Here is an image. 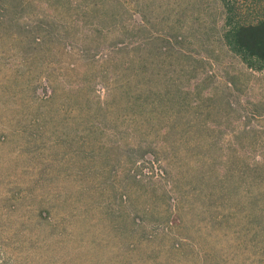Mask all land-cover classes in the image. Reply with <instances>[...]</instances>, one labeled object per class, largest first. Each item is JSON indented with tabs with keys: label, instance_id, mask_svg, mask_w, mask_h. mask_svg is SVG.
Masks as SVG:
<instances>
[{
	"label": "rangeland",
	"instance_id": "374dc122",
	"mask_svg": "<svg viewBox=\"0 0 264 264\" xmlns=\"http://www.w3.org/2000/svg\"><path fill=\"white\" fill-rule=\"evenodd\" d=\"M2 13L0 264H264V69L221 0Z\"/></svg>",
	"mask_w": 264,
	"mask_h": 264
},
{
	"label": "trees",
	"instance_id": "16d2710c",
	"mask_svg": "<svg viewBox=\"0 0 264 264\" xmlns=\"http://www.w3.org/2000/svg\"><path fill=\"white\" fill-rule=\"evenodd\" d=\"M224 10L220 41L245 66L255 71L264 69V19L247 21L237 11L235 0H221ZM13 7L12 5H9ZM6 13H2L0 20ZM0 22H3V21ZM264 167V159L261 161Z\"/></svg>",
	"mask_w": 264,
	"mask_h": 264
}]
</instances>
